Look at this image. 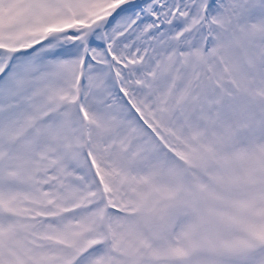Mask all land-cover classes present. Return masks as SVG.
<instances>
[{"label": "snow or ice", "instance_id": "6c2138e0", "mask_svg": "<svg viewBox=\"0 0 264 264\" xmlns=\"http://www.w3.org/2000/svg\"><path fill=\"white\" fill-rule=\"evenodd\" d=\"M0 264H264V0H0Z\"/></svg>", "mask_w": 264, "mask_h": 264}]
</instances>
